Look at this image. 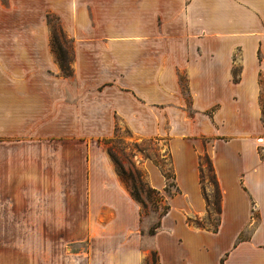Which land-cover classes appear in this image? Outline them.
<instances>
[{"label":"crops","instance_id":"1","mask_svg":"<svg viewBox=\"0 0 264 264\" xmlns=\"http://www.w3.org/2000/svg\"><path fill=\"white\" fill-rule=\"evenodd\" d=\"M119 127L164 142L171 182L136 156L156 218L107 151ZM153 263L264 264V0H0V264Z\"/></svg>","mask_w":264,"mask_h":264},{"label":"rangeland","instance_id":"2","mask_svg":"<svg viewBox=\"0 0 264 264\" xmlns=\"http://www.w3.org/2000/svg\"><path fill=\"white\" fill-rule=\"evenodd\" d=\"M48 26L50 28L51 42L62 47L63 52L55 49V57L70 65L71 60V39L65 34L62 29L61 22L55 15H50L48 18ZM59 61L58 63L61 64ZM107 151L115 165L119 176L130 192V189L139 194L141 206L144 213L152 215L154 218L161 215L165 209L164 198L157 193L147 195L148 182L145 172L137 162L136 156L149 157L160 164L167 173L171 176L172 170L167 160V151L164 147V142L155 140H139L136 139L126 128L119 127L115 136L106 141ZM166 155V156H165ZM161 156H164L162 158ZM201 165L204 173V185L210 201H214L215 188L211 183V176L208 163L202 157ZM171 182V178H169ZM209 221H205L207 226H213L217 222V214L213 211V205L210 203L208 214L206 215ZM156 222L154 223V225ZM153 258V256L151 257Z\"/></svg>","mask_w":264,"mask_h":264},{"label":"trees","instance_id":"3","mask_svg":"<svg viewBox=\"0 0 264 264\" xmlns=\"http://www.w3.org/2000/svg\"><path fill=\"white\" fill-rule=\"evenodd\" d=\"M52 46H53V49H54V52L56 51L55 49H57V51H60V52H63L62 50V47L57 45V47H55L56 45L54 43H52ZM64 53V52H63ZM61 61V60H58V62ZM61 64H59L60 66V69L62 71L63 74L65 75H69L71 73V67L68 63L65 64V62L62 63V61L60 62ZM202 157H204L206 159V162L208 163V166H209V171L211 173V176L208 178H210L211 180V183L213 184L214 188H215V200L214 201H210L209 200V197L207 195V192H206V189H205V186H204V180H205V177H204V173H203V169H202V165H201V160H202ZM200 158V182H201V186H202V190H203V195L205 197V200L207 202V206H208V210H209V207H210V203L213 205V211L218 215L219 212H220V190H219V187H218V183H217V180H216V177H215V174L213 172V167H212V164H211V161L209 159V157L207 155H204ZM163 171V174L165 176L166 179L170 178L171 176L167 173V171H165L164 169H162ZM119 174V173H118ZM168 185L167 184V188L166 190L168 191ZM152 193H157L159 194V191H157L156 189L152 188L150 185H148V189H147V195L150 196ZM130 194L132 195V197L141 204V199L139 197V194L136 193L135 191L131 190L130 189ZM160 195V194H159ZM142 205V204H141ZM142 208V206H141ZM168 207L165 206V209L164 211L161 213V214H164L166 211H167ZM144 213V211H143ZM196 223L199 224V221L196 220ZM211 229L215 230L217 228L216 225H213L210 227ZM152 231V230H151ZM153 256V262H154V255ZM155 264V263H153Z\"/></svg>","mask_w":264,"mask_h":264}]
</instances>
